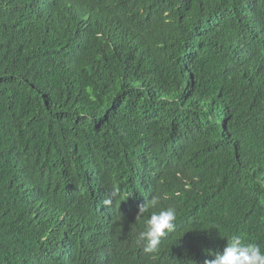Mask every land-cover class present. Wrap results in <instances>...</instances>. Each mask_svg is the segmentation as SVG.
Wrapping results in <instances>:
<instances>
[{
	"label": "trees",
	"instance_id": "1",
	"mask_svg": "<svg viewBox=\"0 0 264 264\" xmlns=\"http://www.w3.org/2000/svg\"><path fill=\"white\" fill-rule=\"evenodd\" d=\"M227 236L264 250V0H0V264H204Z\"/></svg>",
	"mask_w": 264,
	"mask_h": 264
},
{
	"label": "clouds",
	"instance_id": "2",
	"mask_svg": "<svg viewBox=\"0 0 264 264\" xmlns=\"http://www.w3.org/2000/svg\"><path fill=\"white\" fill-rule=\"evenodd\" d=\"M160 199L155 196L147 203L138 205V214L143 215L149 209L157 208ZM176 218L174 207L151 212L136 237V243L143 247L145 253H157L161 239L174 230ZM224 239L227 243L223 251L216 253L213 259L206 260L204 264H264V250L256 243H245L238 236H227Z\"/></svg>",
	"mask_w": 264,
	"mask_h": 264
}]
</instances>
